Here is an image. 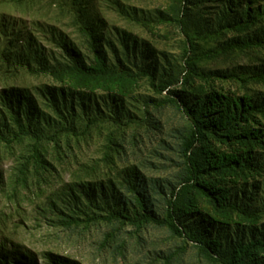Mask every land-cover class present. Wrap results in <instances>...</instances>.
Segmentation results:
<instances>
[{
    "label": "trees",
    "instance_id": "obj_1",
    "mask_svg": "<svg viewBox=\"0 0 264 264\" xmlns=\"http://www.w3.org/2000/svg\"><path fill=\"white\" fill-rule=\"evenodd\" d=\"M127 1L0 0L20 15L0 16L1 191L44 194L69 171L49 196L57 228L105 225L104 246L156 228L207 264H264V0ZM157 26L178 31L179 53L134 32ZM95 140L97 157L79 156ZM10 251L0 244V264H38Z\"/></svg>",
    "mask_w": 264,
    "mask_h": 264
},
{
    "label": "rangeland",
    "instance_id": "obj_2",
    "mask_svg": "<svg viewBox=\"0 0 264 264\" xmlns=\"http://www.w3.org/2000/svg\"><path fill=\"white\" fill-rule=\"evenodd\" d=\"M131 2L145 9L163 8L169 10L170 6L168 0H131ZM104 14L110 23L125 26V22L117 13L104 9ZM1 15H6L9 18L20 16L15 10L0 3ZM134 32L152 42L158 37L157 40L161 42L158 48H167L173 54L179 53L175 48L176 41L179 39L178 31L175 28L157 26L147 29L140 27L134 28ZM133 93L132 99L135 100L147 95L148 90L140 87ZM172 114L170 111L164 121L163 130L166 140L170 138L169 133L173 132L172 128L178 125V119L173 118ZM97 146L95 140L88 147L82 145L77 153L84 158L97 157ZM2 168L4 178L7 179L13 168V159L7 153L3 158ZM61 173H63L62 183H59L56 178L53 187L47 188V192L44 194H40L35 187L28 191L23 190L19 201L10 197V186H7L5 192L0 189V244L3 242L6 244L11 250L9 254L12 257H14L12 251L18 249L21 252L33 254L38 264H45L43 254L46 251L71 257L81 264H166L163 257L177 251L178 254L171 264H207L191 244L173 238L166 230L149 228L138 235L131 233L133 231L129 229V231L121 233L117 244L114 241L111 244L105 243L104 246L105 235L110 231V228L105 225L92 227L89 230L67 231L57 228L54 224L57 214L52 210L49 196L50 193L55 194V190L60 191V185L70 182L69 171ZM171 173H165L162 176L169 178L172 177L173 173ZM119 243H122L121 248L118 246ZM21 261L23 260L21 259Z\"/></svg>",
    "mask_w": 264,
    "mask_h": 264
}]
</instances>
